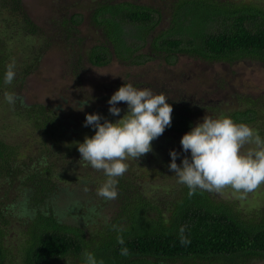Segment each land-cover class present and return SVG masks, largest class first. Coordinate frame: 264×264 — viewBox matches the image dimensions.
<instances>
[{
    "label": "trees",
    "instance_id": "1",
    "mask_svg": "<svg viewBox=\"0 0 264 264\" xmlns=\"http://www.w3.org/2000/svg\"><path fill=\"white\" fill-rule=\"evenodd\" d=\"M160 6L136 0H93L87 16L102 36L85 49V60L91 65H105L115 58L131 67L151 58L171 64L186 54L206 63H230L243 56L264 62V7L235 0H170ZM8 9L22 13L26 32H37L20 8V0H9ZM163 15L168 24L157 30ZM82 16L81 12L72 11L57 19L64 41L78 32L76 25ZM74 43L68 42L71 46ZM146 43L148 48L140 50ZM76 49L74 62L70 63L74 74L79 71L82 50ZM161 82H157L160 86L156 94L163 92L168 96ZM130 83L153 90L150 82ZM74 101L82 105L88 100ZM194 101L192 95L168 96L173 112L171 126L165 131L181 132L191 126ZM17 102L43 141L33 153L0 136V190L16 193L14 203L2 202L5 211L0 208V264L5 259L2 225L11 217L24 236L19 243L21 264H57L60 260L63 264H85L86 251L103 264H174L194 260L204 264H245L251 257H264V207L248 215L232 201L218 199L212 192L198 189L190 196L188 187L181 183L149 197L136 183V174L127 175L128 169L119 178L116 208L102 212L87 195L55 178L68 171L70 160L66 158L79 152L78 145L73 144L74 136L67 138L62 149L60 145L48 146L45 141L49 138L54 144L57 127L63 128L60 112L56 111L58 105L51 108L42 102ZM254 113L255 109L249 106L228 114L239 122L255 118ZM105 115L102 117L108 119ZM94 134L95 129L90 126L80 134L81 142ZM60 157L65 162L62 166L57 163ZM81 161L83 175L74 182L75 187L93 180L89 176L92 167ZM181 227L189 244L180 243ZM118 236L123 237V244L118 243ZM122 248H127L130 255L122 256Z\"/></svg>",
    "mask_w": 264,
    "mask_h": 264
},
{
    "label": "rangeland",
    "instance_id": "2",
    "mask_svg": "<svg viewBox=\"0 0 264 264\" xmlns=\"http://www.w3.org/2000/svg\"><path fill=\"white\" fill-rule=\"evenodd\" d=\"M93 0H20V8L37 27V32L30 34L25 31V19L22 13L8 9L9 0H0V136L6 142L23 147L26 152L34 150L37 153L43 138L32 127L24 113V108L19 102L9 104L5 99L6 93H13L17 101L26 103L42 102L51 108L58 105L56 111L60 112L63 128L57 127L56 142L50 144V139L45 140L47 145H60V149L67 145L68 139L74 136L73 144L81 143L80 134L89 130L85 126L86 114L98 113L107 115L108 120L115 122L127 111L125 102H118L121 109L119 116L109 112V99L111 95L124 83L131 80L151 83L153 93L156 94L159 82L167 88L168 96L176 98L178 94L192 95L196 101L192 106V123L186 131L164 133L152 142L153 151L142 156L139 160H128V176L136 174V183L149 197L161 189L176 188L178 178L169 168L171 163L170 151L175 150L179 155L176 163L182 164L184 156L190 158L191 153L183 152L180 144L181 137L188 132L203 117L213 119L229 117L234 109L252 107L255 109V118L249 121H234L245 123L257 130L261 139H264V62L260 59L243 56L233 62H203L201 59L181 54L171 64H164L159 59H149L140 65H125L115 58L110 59L105 65H91L85 60V49L92 43L101 39V31L94 27L87 16L88 5ZM141 3H150L160 6L170 0H136ZM256 3L264 7V0H235ZM163 8V6H160ZM164 10V9H163ZM72 11L83 14L81 22L76 25L78 32L64 41L59 34L57 19L62 15H68ZM164 13V12H163ZM166 17L161 18L155 29L167 26ZM214 29V27H211ZM79 40L81 42H79ZM74 41V46L68 42ZM73 45V44H72ZM79 51V71L74 74L70 68L74 60L73 51ZM148 48L147 43L140 50ZM10 64L15 65L16 76L11 84L4 81L5 73ZM24 71H28L26 74ZM101 73V74H100ZM150 85V84H148ZM156 85V86H154ZM145 86V85H143ZM141 89V86L136 87ZM150 89V88H148ZM88 100L81 105L74 99ZM247 98V99H246ZM200 99V100H198ZM254 99V102L251 101ZM228 114V115H227ZM105 115V116H106ZM59 133V135H58ZM72 142V140H71ZM255 144H248L244 151L253 150ZM79 152H72L68 161V171L56 174V179L69 187L76 188L81 195L85 194L95 207L102 212H108L116 208L115 200L106 201L97 195V189L106 180L102 172L90 168L91 181L83 186L74 182L83 175V164ZM73 160V161H72ZM72 162V163H71ZM58 165L65 164L63 158H59ZM87 188V191H85ZM15 191L8 190L4 193L0 190V208L2 202H15ZM218 199L232 201L243 213L250 214L253 210L264 207V184H261L252 192H237L228 186L219 192H212ZM157 194V193H156ZM7 195V196H6ZM158 195V194H157ZM15 197V198H14ZM2 222H0L1 224ZM5 225V227H4ZM4 227V264H21L19 256V243L24 239L17 221L11 217L2 225ZM62 261V262H61ZM60 260L57 264H63ZM206 263V262H205ZM174 264H204L198 260L194 262H176ZM212 264H221L214 262ZM245 264H264V257H251Z\"/></svg>",
    "mask_w": 264,
    "mask_h": 264
},
{
    "label": "clouds",
    "instance_id": "3",
    "mask_svg": "<svg viewBox=\"0 0 264 264\" xmlns=\"http://www.w3.org/2000/svg\"><path fill=\"white\" fill-rule=\"evenodd\" d=\"M15 76V65L10 64L5 83L11 84ZM18 98L13 93L5 94L9 104L14 105ZM118 102H125L127 111L115 122L98 113L86 114L84 125L92 126L95 134L85 136L83 142L78 143L80 160L106 177L97 189V195L106 201L118 198L119 178L129 169L127 161L139 160L152 152V142L172 123L173 107L163 92L154 94L151 89H137L131 83H124L108 101L109 112L114 116L121 112L116 106ZM86 103L83 102L80 110ZM180 144L183 152H190L191 156H184L182 164L178 165L179 153L171 150L169 168L177 176L178 183L188 187L190 196L198 189L219 192L228 186L237 192L249 193L264 184V139L245 123L237 124L230 117L213 119L205 115L181 137ZM248 144H255L256 148L245 152ZM183 232L181 227L180 243L189 244L190 240L183 236ZM117 239L118 243H124L122 236ZM120 254L127 257L130 252L122 248ZM84 257L85 264H103L91 252L86 251Z\"/></svg>",
    "mask_w": 264,
    "mask_h": 264
}]
</instances>
